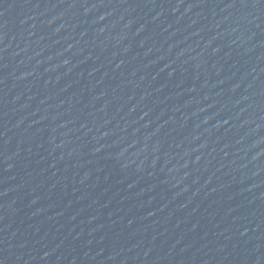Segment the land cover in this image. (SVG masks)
<instances>
[{
	"label": "water",
	"instance_id": "95a60500",
	"mask_svg": "<svg viewBox=\"0 0 264 264\" xmlns=\"http://www.w3.org/2000/svg\"><path fill=\"white\" fill-rule=\"evenodd\" d=\"M0 264H264V0H0Z\"/></svg>",
	"mask_w": 264,
	"mask_h": 264
}]
</instances>
